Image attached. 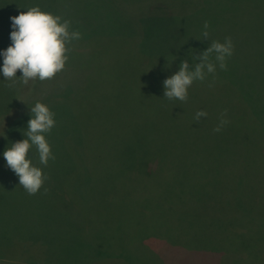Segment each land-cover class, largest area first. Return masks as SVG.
I'll list each match as a JSON object with an SVG mask.
<instances>
[{
    "label": "rangeland",
    "instance_id": "1",
    "mask_svg": "<svg viewBox=\"0 0 264 264\" xmlns=\"http://www.w3.org/2000/svg\"><path fill=\"white\" fill-rule=\"evenodd\" d=\"M169 1L173 6H178L184 0ZM185 1L188 3L186 9L195 8L198 5L200 7L211 6L210 0ZM226 1L236 6L227 7L225 5L221 8L217 5L208 10L203 8L198 15L191 16L192 20H188L190 25L202 21L195 31L192 26H186L182 28V32H179L177 27L179 21L175 23L173 19L155 18L148 16L147 13L137 15L134 19L140 17L138 22L143 28L147 30L150 25L153 26L151 35L147 34L140 41L128 39L129 43L127 41V43L116 45L104 39H95L97 42L104 40L105 47L98 46V43L92 40L91 44H86L87 47L78 49L81 51L80 54L72 60L75 67L85 68V72L80 69L76 70L73 64L66 67L68 69L64 68L51 80L30 81L27 85L18 81L15 87L11 88L7 86L11 81L5 80L0 73V264H61L58 253L76 250L78 255L81 254L86 249L85 235L88 232L86 226L81 225V218L83 215L88 216L90 211L92 214L95 213L92 219L94 227H92L91 234L103 241L110 237L107 229L110 233L114 223L109 228V220L113 214L117 215L118 203L120 205L130 203L132 209L134 208L132 214L142 215L138 204L148 201L147 194H145L147 181L133 182V194H130L126 191L129 187L124 180H121L124 182L113 180V177L120 173L122 164L116 162L112 170V166L110 167L103 160L101 149H98L99 142L105 138L107 128L106 124L102 123V119H105L103 115L108 107H113L115 104V98L112 95L126 98L125 90L121 92L120 89L124 85L134 83L135 79L141 76L146 77L147 80L138 85V90L129 97V100L134 107L138 102H144V98H140L141 93L142 95L144 92L147 94L152 85L156 86L154 81H157L158 74L161 75L160 68H157L161 65L157 67L146 65L148 58L152 59L160 55L163 56L165 62H168L171 58L165 55L167 52L165 47H171L175 55L173 57L176 59L181 57L191 65L198 62L193 55H199L201 51L206 50L211 41L223 42L225 37H231L234 45L233 54L226 60L230 68L225 70L224 75L230 82L240 84L239 67L242 68L247 63L249 66H254L259 55L254 50L246 48V43L242 38L251 37L249 41L252 43H255L257 36L264 38V0L260 6L247 7L245 16L241 14V10L246 7L241 5L242 0ZM59 3L62 4L61 10L65 18L69 21L82 22L83 29H91L95 23L93 7L99 4L104 9L98 14L112 9L115 20L122 18L127 20L129 12L132 13L129 0H60ZM219 3L220 1H215V4ZM31 6H39L41 10L49 12L52 2L51 0H0V51L5 50L11 44L10 17L26 11ZM236 10H239V14ZM139 12L136 11L134 14H139ZM213 17L217 18L215 26L209 23L208 40L201 39L204 20L211 19L213 22ZM220 20L226 22H220ZM167 35L171 39L164 40L163 38ZM74 43L71 42L69 46ZM83 45L82 43L81 46ZM260 47L261 43L257 44V52ZM124 60L138 62L125 68L122 75H119L118 66ZM2 64L3 57L0 56V67ZM236 67L238 69L235 72ZM217 74L208 75L206 81L213 80L211 85L215 86L218 94L221 95L220 98L231 97L232 94L226 89V81L215 79ZM16 75L19 78L22 73L18 70ZM117 77H120V81H117ZM252 81L257 84L250 86L254 91L258 86L261 87L262 83H258L257 78H253ZM118 82L119 85H113ZM91 86L95 87L94 90L88 88ZM106 90L110 92L109 97L106 96ZM250 93L253 92L250 91ZM73 95L71 102L69 98ZM253 95L255 99V93ZM241 98L246 99L243 95ZM37 101L46 104L55 114V127L46 134L55 159L49 160L47 166H44L39 163L35 146L29 151L28 156L33 165L40 167L48 177L37 194L29 195L19 185V179L15 173L7 166L3 152L11 146V143L26 138L24 135L27 131V122L31 118L30 109ZM148 106L150 110L156 109L155 118H160V121L165 118L156 106L151 103ZM121 109H117L116 114L112 113L109 116L110 123L123 121L124 111ZM118 116L119 119H116ZM84 119L91 121L87 134L81 126ZM160 137L161 135L156 133L153 139L161 149ZM111 147L113 149L109 150L117 151L115 146ZM243 148V146H238L232 148L238 150L226 152V156L220 159L215 169L209 167L207 155L203 152L192 153L195 157L191 153L171 154L172 172L183 174L186 170L187 175L197 176L191 187L186 191L176 190L173 197L177 203V212L191 218L188 234L185 237L188 243L194 241L196 248L168 245L163 240L148 237L144 244L136 248L140 250V257L135 262L136 264H229L237 254L228 253L222 249L204 250L203 248L228 245L231 249L236 248L242 251L241 248H252L255 245L254 241H256L255 247L259 253L254 262L264 264V242L252 235L254 231L264 232V210L262 213L258 212L260 207L264 208L261 202L263 199L259 201L260 196L254 198L252 191L249 190L253 189L255 178L259 179L256 180L257 189L262 190L264 149L242 151ZM175 150L181 151V149ZM156 155L158 161H165V151ZM216 156L220 157V155ZM149 158L150 156L144 157L146 161ZM145 160L135 159L130 163H144ZM217 161L218 158L214 159V162ZM159 164L161 166V163ZM159 164H157L158 168ZM157 166L150 163V171L155 170ZM149 174H162V172H149ZM260 179L263 180L260 181ZM92 184H97L96 191L100 193L105 185H107L105 189L113 187L114 192L105 199H99L96 204L97 198L91 194ZM242 189L253 196L252 204L245 202L244 205ZM196 190L199 191L200 196L197 195ZM160 193L152 196L157 199L159 206L163 207L167 197L164 196L165 193L162 190ZM123 194L127 202L121 204L120 199ZM251 206L255 207H252L254 208L253 215L251 212L248 213ZM122 207L125 208L121 212L129 215L128 206ZM103 211H108V215H104ZM158 216L161 220L163 214L158 213ZM120 217L123 218V213H120ZM246 223L251 231L244 225ZM122 224L127 226L125 220ZM49 235L51 236L50 243ZM116 235L120 236V234ZM117 236L113 240H117ZM55 239L59 245L53 244ZM179 239L180 243H184L182 238ZM97 257L99 256L71 263L64 261V264H95ZM116 257L121 258L118 255Z\"/></svg>",
    "mask_w": 264,
    "mask_h": 264
},
{
    "label": "trees",
    "instance_id": "2",
    "mask_svg": "<svg viewBox=\"0 0 264 264\" xmlns=\"http://www.w3.org/2000/svg\"><path fill=\"white\" fill-rule=\"evenodd\" d=\"M59 1L60 0H51L52 7L48 11L66 19L64 12L61 10L62 4H60ZM210 1L211 6L209 7H200L198 5L195 8L186 9L188 3L185 0L178 6H173L169 3V0H129L132 13L129 12V18L127 20L124 18L115 20L113 18L112 9H107L104 13L98 14L99 11L104 9V7L99 4L93 7L96 18L94 16V24L91 21V24H93L91 29H83L81 25L82 22L77 20H75V22L72 20L70 21V31L80 32L81 38L72 41L75 42L74 44H76V46H73L74 44L71 46L68 45L72 53H68L69 59L65 65V69H68L66 67H70L73 64L75 67V63H72V60L76 58L77 54H80L81 51L78 49H81V47H87L86 44H91L92 40L93 42L98 43V46H104V40L116 45L127 43L128 39L140 41V39L147 34L150 36L153 26L150 25L147 30L143 28L138 22L140 17L134 19L137 15L147 13L148 16L155 18L173 19L175 23L179 21L177 26L179 32H182V28H185L186 26H192L195 31L202 21H197V24L190 25L188 20H192L191 16L198 15L199 11L203 8L208 10L210 8H215L217 5H220L221 8L225 5L227 7H230L231 5L232 7L236 6L226 0H218L220 1L219 4H215L216 0ZM261 3H263L262 0H242L241 5L246 7L241 10V14L245 16L247 13V7H253L256 5L260 6ZM96 7L98 8L95 9ZM136 11H140L139 14H134ZM236 12L239 14V10H236ZM234 14L237 15L236 13ZM244 16H242V18ZM216 18L217 17H213V22H211V19H205L204 22L207 21L208 23H211L212 26H215ZM222 21L226 22L225 20H220V22ZM169 23L171 24L172 22ZM94 36L97 37L94 38ZM257 37L255 43L249 41L251 37L249 39L248 36L242 38L246 43L245 47L254 50L259 55L254 66H249L247 63L245 66L243 65L242 68H235V72L238 69L240 74V84L230 82V80L224 75L225 70H221L217 65L216 74H218L215 79L226 81V89L232 94L231 97L226 96L225 99L220 98L219 96L221 95L218 94L215 86H209L210 84H213V80L206 81V79L204 81H195L191 85L188 89V99L185 102L179 100L170 101L164 97L163 81L178 71L179 65L181 61H183V59L179 57L180 55L176 54V56L179 57L178 59L173 57L175 55H173L174 53L171 50V47H165L167 49L165 55L171 58L168 62H165L163 56L160 55H157L152 59L148 58L146 65H153L156 67L161 65L157 67L160 68L161 75L158 74L157 81H154V83L157 84L156 86L152 85L147 94L144 92L142 95L141 93L140 98H144L143 103L138 102L134 107L129 100V97L138 90V85L147 80V78L143 76L135 79L134 83L124 85V87L120 89L121 92L122 90H125L126 98H120L115 94L112 95L113 98H115V104L113 107H108L103 115L105 116V119H102V123L106 124L107 128L105 129V138L104 140L101 139L99 142L98 149H101L104 156L103 160L107 165H110V167L112 166V170L114 169V164L116 162L122 164L120 173L116 174V176L113 177V180H117L115 182L125 181L129 187L126 188V191L130 194H133V182L142 183L147 181L145 194H147L146 197L148 201L138 204L140 214L142 215H139L140 217L135 216V214H132V210L134 209H132V205L130 203L124 204L127 201L124 200L126 196L123 194L120 203L128 206L129 215L121 212L125 207H122L124 205L118 203L117 215L113 214L109 220V228L112 227L111 225L113 223L114 226L111 228L112 230L110 233L108 232L109 229H107V234L110 237L106 241L97 239L98 236H92L91 231L92 227H94L92 219L95 213L92 214L91 211L89 213L87 211L88 216L83 215L81 218V225L86 226L88 231L85 235L86 249L79 255L76 250L58 253V259H61V264H64V261H69L71 263L78 260H90L94 256H99L95 258V260H97L95 264H136L135 262L138 261L140 257V250H137L136 248L144 244L148 237L163 240L168 245H184L190 249L195 247L194 241L188 243L185 237V235L188 234V227L191 218H188L187 215L183 213L177 212V203L174 201L173 197L176 190L186 191L191 187L197 176L194 174L187 175L186 170H184L183 174H179L175 171L172 172L171 154L174 153L176 155V152L191 154L203 152L207 155V163L210 165L209 167L215 169L218 166L220 159L226 156V152H234L235 150H238L232 149L234 147L243 146L244 148L242 151H246L245 149H264V38ZM95 39L104 40L97 42ZM163 39L168 40L171 38L167 35ZM82 43L84 44L83 46H81ZM259 43H261V47L257 52V44ZM135 62L138 61L124 60L118 66V69L120 68L119 75H122L124 69L130 67L131 64H134ZM191 65L194 64L192 63ZM229 68L230 66L227 64V69ZM70 69H80L83 72L86 71L85 68L82 67ZM253 78H257L259 80L258 83H262L261 87L258 86L255 91L250 88V86L257 85L252 81ZM117 81H120V77H117ZM113 85H119V82L114 83ZM88 88L94 90L95 87L91 86ZM250 91L255 93V99H253L254 95L253 93H250ZM109 95L110 92L106 90V96L109 97ZM242 95L246 99H242ZM73 97L74 95L70 96L69 99H73ZM150 103L156 106L158 110L165 115L163 120L160 121V118H155L157 111L156 109H149L148 105ZM72 106H74L73 103ZM119 108H122L121 111H124V115L122 116L123 121L110 123L109 116L112 113L116 114V110ZM198 110L207 112V116L200 118L199 122H196L194 120V115ZM224 110H227V116L225 118L229 123L224 126L220 132H213V128L218 125L220 115ZM116 119H119V116ZM90 123L91 121L85 119L81 123L86 134ZM206 132L210 133L207 134ZM156 133L161 135V149L160 147L158 148L156 140L153 139ZM111 146H115L117 151L109 150L113 149ZM175 149H181V151H176ZM162 151H165L166 153L164 157L165 161H158L156 159V154L161 153ZM192 155L195 157L194 154ZM216 155H220V157ZM146 156H150L147 161L144 159ZM216 158H218V161L214 162V159ZM135 159H143L146 162L137 164L130 163ZM150 163L156 166L161 163V166L159 164V168L157 166L155 170L150 171ZM156 171H161L162 174H149V172ZM146 177L148 178L146 179ZM256 180L258 181L259 179L255 178L254 187L249 190L252 191L254 198L260 196L261 199L258 200L261 201L263 199L261 202L264 206V183L261 185L262 190H259L257 189ZM262 180L263 179H260V181ZM148 183H150L149 186ZM96 186L97 184L91 185V194L93 197L97 198L95 201L96 204L99 199H105L106 196H110L111 193L113 194L114 192L113 187L105 189L107 186L105 185L100 193L96 191ZM160 190H162L165 193L164 196L167 197L163 207H160L157 199L152 196L160 193ZM242 190L244 193V205L245 202L252 204L253 196L250 193H245V189ZM195 192L200 196L198 190ZM92 205L95 206L94 203H92ZM252 207L254 206L249 207L248 210V213L251 212V215H253L255 208ZM263 210L264 208L260 207L258 212L262 213ZM120 213H123V218L120 217ZM158 213L163 214L161 220L158 219ZM103 214L108 215V211H103ZM124 220L127 223V226H123L122 223ZM244 220L247 221L248 219ZM244 225L249 231H251L247 223ZM116 234H120V236H117ZM252 235L258 237L259 241L264 242V232L259 233L254 231L252 232ZM116 236L117 240H113ZM179 238H182L184 243H180ZM48 241L49 243L51 241L50 235ZM55 242H57L56 239L53 244L59 245L58 242L57 244ZM254 243L255 245L252 248H241L242 251L236 248L231 249L228 245L225 247L217 245L211 247L205 246L203 249H222L225 252L237 254L229 264H255L254 261L257 260L259 253L255 247L256 241H254ZM116 255L121 258H115Z\"/></svg>",
    "mask_w": 264,
    "mask_h": 264
},
{
    "label": "clouds",
    "instance_id": "3",
    "mask_svg": "<svg viewBox=\"0 0 264 264\" xmlns=\"http://www.w3.org/2000/svg\"><path fill=\"white\" fill-rule=\"evenodd\" d=\"M10 20L11 44L0 51V56L3 57L0 73L5 80L11 81L8 87H15L18 81L27 85L30 81L51 80L64 70L71 51L68 45L81 38L80 32L70 31L69 20L43 11L39 6L28 7L26 11L10 17ZM208 38L209 23L205 21L201 39ZM233 48L231 37H225L223 42L213 40L206 50L193 55L198 61L194 65H190L187 60L181 61L179 70L163 81L164 97L170 101H187L188 89L194 81H204L210 74L214 76L217 65L221 70H227L226 60L232 56ZM18 70L22 73L19 78L16 75ZM30 114L24 135L26 138L11 143L3 156L7 166L18 177L19 185L29 195H35L48 177L40 167L33 165L28 153L35 146L39 163L44 166H47L49 160L55 159L46 134L55 127L56 121L55 114L39 101L31 107ZM206 116L207 112L198 110L194 120L199 122L200 118ZM226 116L227 110H224L213 132H220L229 123Z\"/></svg>",
    "mask_w": 264,
    "mask_h": 264
}]
</instances>
